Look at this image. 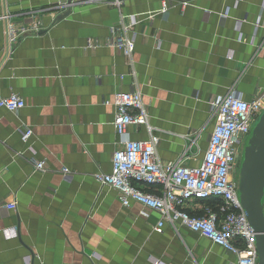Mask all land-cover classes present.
Instances as JSON below:
<instances>
[{
  "label": "crops",
  "instance_id": "obj_1",
  "mask_svg": "<svg viewBox=\"0 0 264 264\" xmlns=\"http://www.w3.org/2000/svg\"><path fill=\"white\" fill-rule=\"evenodd\" d=\"M54 1L0 0V14L27 22L37 12L45 28L20 37L6 55L0 19V96L15 92L25 101L14 111L0 107V202L16 201L0 218L8 230L0 235V264L27 257L30 264H229L232 253L185 226L154 229V210L143 216L140 203L122 205L94 173L109 171L118 145L114 106L103 101L132 89L159 129V159L198 162L212 126L209 98L235 89L250 99L264 89L262 0H167L164 11L161 0L120 7L77 0L58 19L66 9L52 16ZM120 16L132 24V66L104 44ZM22 125L32 129L27 141ZM128 133L146 136L141 125ZM195 133L197 145L187 148ZM34 159L44 160L43 171Z\"/></svg>",
  "mask_w": 264,
  "mask_h": 264
},
{
  "label": "built area",
  "instance_id": "obj_2",
  "mask_svg": "<svg viewBox=\"0 0 264 264\" xmlns=\"http://www.w3.org/2000/svg\"><path fill=\"white\" fill-rule=\"evenodd\" d=\"M77 0H56L49 6L50 14L68 9ZM120 7L123 0H104ZM183 6L186 0L180 1ZM264 6V0H262ZM168 7L167 0H161L160 10ZM30 21H16L7 11L0 14L4 24V46L6 55L10 54L17 38L28 31H37L42 27L37 12H30ZM131 23L124 22L122 16L109 27L104 44L120 50L132 66L134 36ZM98 41H88V46L98 45ZM264 47V42H263ZM106 104L114 106L112 125L118 135V145L110 156V169L107 172L96 171L94 178L99 188L106 186L117 192L121 204L127 206L131 201L142 205L139 213L147 215L154 210L158 218L154 229L165 222L173 226H185L223 247L234 255L229 264H258L255 246V231L250 226L246 214L237 198V166L242 143L248 134L256 116L264 107V89H260L252 98L245 99L235 89L212 95L209 98V112L212 126L208 133L205 149L195 164H183L180 161L162 162L156 152L159 141V129L148 121L149 113L142 100L139 89L114 91ZM25 104L24 98L15 92L0 96V107L17 110ZM143 126L144 138H131L128 128ZM22 141L32 134L29 125L19 127ZM198 133L189 139L197 145ZM186 150L183 151V154ZM36 170L43 171V159H34ZM66 166L63 172H68ZM218 198V209L212 208L206 200ZM191 203L194 212L189 213ZM16 209L15 199L0 202V218L8 216ZM201 211V213H196ZM12 226L9 230H14ZM8 230L0 226V235ZM30 264V258L25 259ZM40 264H44L40 261ZM154 264H165L154 259Z\"/></svg>",
  "mask_w": 264,
  "mask_h": 264
},
{
  "label": "water",
  "instance_id": "obj_3",
  "mask_svg": "<svg viewBox=\"0 0 264 264\" xmlns=\"http://www.w3.org/2000/svg\"><path fill=\"white\" fill-rule=\"evenodd\" d=\"M70 7L57 15L56 19L67 14ZM28 31L21 34L40 33ZM237 198L247 220L255 231L257 262L264 264V107L253 121L246 135L238 161Z\"/></svg>",
  "mask_w": 264,
  "mask_h": 264
},
{
  "label": "trees",
  "instance_id": "obj_4",
  "mask_svg": "<svg viewBox=\"0 0 264 264\" xmlns=\"http://www.w3.org/2000/svg\"><path fill=\"white\" fill-rule=\"evenodd\" d=\"M206 202L209 203V204H211V206H212L213 209H215V210L218 209V207H217V204H218V202H219V199H218V198H213V197H212V198L207 199ZM187 211H188L189 213H193L192 210H188V209H187ZM196 213H201V211H197Z\"/></svg>",
  "mask_w": 264,
  "mask_h": 264
},
{
  "label": "rangeland",
  "instance_id": "obj_5",
  "mask_svg": "<svg viewBox=\"0 0 264 264\" xmlns=\"http://www.w3.org/2000/svg\"><path fill=\"white\" fill-rule=\"evenodd\" d=\"M208 132H209V130H207V131H206V134H205V136H204V137H202L203 139H204V138H206V136L208 135ZM243 142H244V140H243ZM242 145H243V143H242ZM236 172H237V176H238V166H237V171H236Z\"/></svg>",
  "mask_w": 264,
  "mask_h": 264
}]
</instances>
